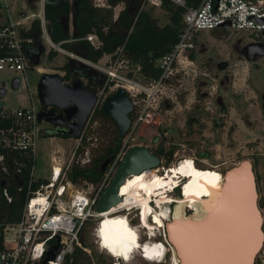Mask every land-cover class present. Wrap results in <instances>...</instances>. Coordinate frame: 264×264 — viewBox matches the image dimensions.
<instances>
[{"label":"rangeland","instance_id":"1","mask_svg":"<svg viewBox=\"0 0 264 264\" xmlns=\"http://www.w3.org/2000/svg\"><path fill=\"white\" fill-rule=\"evenodd\" d=\"M41 0H7L8 10L0 8V24L12 20H23L29 24L32 14L37 15L41 9ZM123 3L114 6V17L117 16ZM141 7L151 8L153 15L160 24L169 22L168 14L161 6L151 5L143 1ZM9 14V16H8ZM71 13L69 14V30L71 32ZM262 33H248L246 30H233L232 28L215 27L211 30H199L195 37L194 56H189L194 62L185 68L179 66L164 89L163 96L156 110V117L149 123L141 124L132 133L128 143L146 145L155 152L163 148L165 151L175 145L170 160L166 155L161 156L158 166L160 178H164L182 159H193L194 165L209 171L224 173L225 169L245 159L252 163L256 179L257 204L262 215V229L264 233V55L255 60H249L244 55V45L250 41L261 40ZM43 50L30 56L26 69V80L21 81L17 88L11 87V79L18 74L10 70H0V86L6 90L0 98V105L16 107L29 105L30 94H33L35 103H39L36 93L37 80L42 72H59L64 74L61 65L65 62L83 67L89 65L90 72L98 71L96 67L81 59V55L69 49L71 44H62L63 50H55L41 37ZM50 49L52 55H49ZM68 52H72L70 55ZM105 56L101 61H104ZM85 69V68H84ZM130 71V70H129ZM99 72V71H98ZM101 73V71H100ZM136 79H141L137 73L130 71ZM22 75V74H21ZM85 82L86 77H81ZM101 78L104 79L101 73ZM142 80V79H141ZM108 84L97 86L99 100L96 105L101 106L106 95L111 93ZM190 120V123L188 121ZM86 121V142L73 136L40 135L35 145V177L49 174L50 161L56 156L60 161H66L72 154L76 145L74 159L80 164L88 162L87 157L101 150L108 144L113 130L112 123L104 117H98L92 122ZM88 123V124H87ZM41 128L51 132L53 124L40 120ZM47 131V132H46ZM88 131V132H87ZM166 172L164 173V170ZM157 169V168H156ZM158 176V175H157ZM89 183L85 180L74 182L79 189L88 190ZM173 190L167 196L174 201L181 197L175 195ZM179 197V198H178ZM175 202L170 204L174 208ZM136 209H132L129 222L135 229H142L140 216ZM193 208L187 207L185 213H192ZM142 213V212H141ZM154 217V215H152ZM156 224V217L153 219ZM151 222V220H150ZM158 223V222H157ZM97 219H89L83 227V237L87 240L91 257L96 264H172L170 251L162 262L146 260L138 252L125 262L121 257L113 256L97 243L95 228ZM157 226H161L157 228ZM163 224L150 225L151 240H159ZM146 229V227H145ZM143 233L140 242L146 239ZM146 245L144 248H148ZM144 249V250H145ZM255 264H264V238L262 245L255 255ZM93 264V263H92Z\"/></svg>","mask_w":264,"mask_h":264},{"label":"built area","instance_id":"2","mask_svg":"<svg viewBox=\"0 0 264 264\" xmlns=\"http://www.w3.org/2000/svg\"><path fill=\"white\" fill-rule=\"evenodd\" d=\"M143 1L156 6H160L162 2V0ZM171 1L184 9L182 25L178 40L173 44L172 49L157 59L160 68L157 77L143 81L130 74V71L136 73L139 65L129 61L123 45H118L111 53H104L96 62L81 57L99 72L101 71L104 77L103 86L108 84L111 90L117 87L124 88L133 103L130 124L122 137L119 149L111 156L96 184L85 180L90 184L88 190L76 188L68 176L78 145L66 161H60L53 156L48 175L34 176L36 139L40 135H45V131L41 128L38 119L40 102L35 103L32 93L29 105L16 107L0 105V120L3 122L0 125V195L5 201L10 202L19 191L25 192V201L18 219L10 220L6 215L0 217V264H37L56 242V236L59 237L57 241L59 250L53 257L47 258L45 264H70L71 255L76 248H81L91 255L89 246L82 241L83 227L87 220L97 219L98 222L102 216V211L96 209L98 198L115 173L125 151L131 146L128 141L132 138V133L141 124L149 123L156 117V110L164 89L168 86V80L178 72L179 66L185 68L189 63L194 62L189 52L195 47L196 33L199 30L225 27L264 34V0ZM92 2L97 6L106 5V0H92ZM40 3L41 9L36 16L31 13L32 17L28 25L22 19L12 20L10 17L7 22L0 24V48L6 49L5 53L0 54V70L18 73L14 76L19 77L20 83L27 78L26 69L30 61L28 51L34 43V37L27 31L34 18L39 19L41 37L50 44L51 48L65 51L60 45L61 42L72 39L59 42L51 40L44 17V0ZM2 7L8 10L7 0H0V8ZM227 21L229 24L223 25ZM84 37L93 46L101 43L94 32H89ZM68 53L73 55L72 52ZM103 56L105 59L101 61ZM98 100L97 93L96 104ZM85 127L86 124L78 142L81 141ZM24 155L32 158L25 188L19 182L26 166V162L22 159ZM89 159L90 157L86 158L88 161ZM39 179L43 180L39 181ZM12 181L19 182L15 192H11L8 186ZM121 202L120 200L115 204L118 207L114 211L122 213L129 209V206L120 205ZM125 215L128 216L126 212ZM147 246L152 248L158 245L151 242Z\"/></svg>","mask_w":264,"mask_h":264},{"label":"water","instance_id":"3","mask_svg":"<svg viewBox=\"0 0 264 264\" xmlns=\"http://www.w3.org/2000/svg\"><path fill=\"white\" fill-rule=\"evenodd\" d=\"M68 28L69 17L65 19ZM229 21L223 25H228ZM49 29V28H48ZM47 29V30H48ZM43 48L41 47V51ZM244 55L255 60L264 55V41H250L244 45ZM20 84L18 76L11 79V87ZM41 109L39 120L52 124H64L70 136L79 138L97 101L96 90L85 85L76 77L65 83L59 72H42L36 84ZM6 90L0 86V98ZM55 105L62 111L55 113ZM133 103L122 87H117L105 96L101 110L113 118L117 125V134L122 138L130 124V111ZM264 111V106H263ZM111 156L100 164L104 169ZM161 157L148 146L133 144L127 148L115 173L104 187L98 198L96 209L104 211L120 201L118 190L125 177L133 172L159 166ZM226 189L204 218L193 219L192 213H184L183 218L172 216L164 226L165 237L175 249L181 264L194 262H233V264H255V255L260 249L264 233L262 215L257 204L256 177L252 163L248 160L225 169ZM258 213V215H257ZM58 236L56 242L47 251L46 256L37 264H45L47 258L53 257L59 250ZM82 241L86 240L82 234Z\"/></svg>","mask_w":264,"mask_h":264},{"label":"trees","instance_id":"4","mask_svg":"<svg viewBox=\"0 0 264 264\" xmlns=\"http://www.w3.org/2000/svg\"><path fill=\"white\" fill-rule=\"evenodd\" d=\"M187 1L197 2V0ZM120 3H123V6L117 16L114 17L113 8ZM142 3L143 0H106V5L97 6L93 4L92 0H44L43 10L47 29L49 28L48 34L52 41L59 42L72 38L69 41H62L60 45L71 44L70 50L93 62H96L104 53L113 52L118 45H123L129 61L134 65H139V69L136 71L137 76L146 81L159 75L160 68L157 64V59L170 51L173 44L178 40L184 9L171 0H162L160 6L168 14L169 22L160 24L158 18L153 15L151 8L141 7ZM30 5L33 7L32 0H30ZM70 13L71 32L69 31V26L67 29L65 28V19L67 16L69 17ZM27 32L34 37V43L28 51V54L32 56L41 51V47L43 48L38 18H34L31 21ZM89 32H94L98 35L101 41L100 45L93 46L84 37ZM261 41H264V34L261 37ZM52 51L53 49H50V56ZM5 52V48H0V54ZM190 56H194L193 49L190 51ZM29 62L33 64L32 60ZM70 65L69 62L61 65L65 71L61 75L65 83H69L73 76ZM83 68H85L84 76L88 78V81L84 82L85 85L94 88L97 92V86H101L104 81L101 78V73L98 71L89 73L88 69H90V66L84 65V63ZM129 115L131 116V112ZM98 117L106 118L113 125L108 144L92 154L89 161L85 164H80L78 160L73 158L68 172V176L73 182L86 180L96 184L103 172L100 169L101 162L106 157L114 155L121 145L122 138L117 134L115 121L111 116L102 112L101 106L96 105L89 116V121L92 122ZM188 123H190V120ZM2 124L3 122L0 120V125ZM45 135L70 136L65 127L59 126L53 127L51 132H47ZM87 136L88 134L84 131L81 136V143L86 142ZM174 146L172 145L167 151L159 148L155 152L160 157L166 155V161H168L172 156ZM22 159L26 162V166L19 182L25 188L29 179V167L31 166L32 158L24 155ZM19 182L12 181L9 183L8 186L11 192H15L16 185ZM175 191V195L180 196L179 188ZM24 201V190L19 191L18 195L10 202L5 201L0 195V217L6 215L7 219H18ZM71 256L70 264L93 263V258L81 248H76ZM256 261L255 257V263Z\"/></svg>","mask_w":264,"mask_h":264},{"label":"bare ground","instance_id":"5","mask_svg":"<svg viewBox=\"0 0 264 264\" xmlns=\"http://www.w3.org/2000/svg\"><path fill=\"white\" fill-rule=\"evenodd\" d=\"M190 162V163H189ZM196 165V164H195ZM192 164L191 159H182L179 164H176L174 169L164 178H160L158 174V166L148 169H143L139 172H133L127 175L119 187L121 194V203L123 206H130L129 211L136 209L141 213L140 219L147 220L148 210L150 216L154 215L158 225L165 226L166 221L170 219L171 214L174 218H183L187 207L193 208L191 216L193 219L204 218L209 211L213 209L215 203L223 195L226 189V180L224 173L217 171H209ZM157 168V169H156ZM187 171V172H186ZM187 173L190 181L181 193L180 199L175 202L174 208L170 206L174 202L172 196L167 192L166 187H171L177 182L182 173ZM158 175V176H157ZM150 194V195H149ZM155 195L158 207L149 206L147 200ZM122 196H124L122 198ZM178 197V198H179ZM207 202V203H206ZM118 206L112 205L109 209L101 212V217L98 219V224L95 228L97 243L108 253L111 249L115 254H128L129 248H121L120 243L130 240L132 245L140 242L137 229L133 228L128 221L129 215L125 212L114 211ZM129 213V212H128ZM140 216V215H139ZM153 217V219H154ZM151 222H154L151 219ZM156 227V225H154ZM157 228V227H156ZM126 246H129V242ZM172 264H181V261L175 254V249L171 246ZM134 249V248H133ZM132 251V250H131ZM166 249L160 244L152 248L145 249V259L149 261H159V256L165 255ZM120 256V257H121ZM121 259H123L121 257ZM130 258L123 259L127 262Z\"/></svg>","mask_w":264,"mask_h":264},{"label":"clouds","instance_id":"6","mask_svg":"<svg viewBox=\"0 0 264 264\" xmlns=\"http://www.w3.org/2000/svg\"><path fill=\"white\" fill-rule=\"evenodd\" d=\"M194 161V160H193ZM195 163V162H194ZM179 188V187H178ZM177 189V188H176ZM175 189V190H176ZM179 191H181L180 190V188H179ZM173 204V203H172ZM153 206H155V205H153ZM130 207V206H129ZM128 207V208H129ZM130 209H128V210H126V213L128 214V212H130L129 211ZM137 214H138V212H137ZM149 215V214H148ZM150 216V215H149ZM148 216V218H147V220L145 221V220H142L141 219V221H140V224H141V228L142 229H138L137 230V233H138V238L140 239V237H141V235H142V231H143V233H145L146 234V239L143 241V242H138V244L136 245V244H133V246H131L132 245V243H131V241L130 240H127L128 242H129V246H126V244H128L127 243V241L126 242H121L119 245H120V247L121 248H129L130 250L128 251V254H126L125 252L124 253H122L123 255L121 256V254H117L118 256L117 257H122L123 259H126V258H130V257H132L133 256V254H134V252H138L142 257H144L145 258V256H144V253H145V248H144V246L146 247V245H148L149 244V239H150V236L152 235V236H155V235H159V233L157 232V230H156V232H153V233H151L150 234V225H157V224H155V223H153V222H150V220H151V218ZM129 221V220H128ZM131 225V224H130ZM145 227H146V229H145ZM157 228H160V226H157ZM156 228V229H157ZM163 229H164V226L162 227V234H161V237H163V239H159V240H151L153 243H155V244H157L158 246H160V244L163 246V248H165L166 249V254H168V252L171 250V247L169 246V244H168V240L166 239V237H165V233H164V231H163ZM140 241V240H139ZM134 248V249H133ZM132 250V251H131ZM115 252V251H114ZM112 254V253H111ZM166 254L165 255H161V256H159L158 258H159V261H156V262H162L163 261V259H164V257H166ZM113 255V254H112ZM116 254L114 253V255L113 256H115Z\"/></svg>","mask_w":264,"mask_h":264},{"label":"flooded vegetation","instance_id":"7","mask_svg":"<svg viewBox=\"0 0 264 264\" xmlns=\"http://www.w3.org/2000/svg\"><path fill=\"white\" fill-rule=\"evenodd\" d=\"M71 65V68H72V79H71V81L74 79V78H76V77H79V78H81V77H83L84 76V73H85V69L83 68V67H81V66H78V65H74V64H72V63H70ZM88 72L89 73H92V72H90L89 70H88ZM100 73V72H99ZM84 77H86V76H84ZM87 78V77H86ZM82 79V78H81ZM86 81H88V78H87V80ZM85 81V82H86ZM263 106H264V99H263ZM51 107H54V109H55V113H59V112H61L62 111V108H58L57 106H55V105H50V106H48L47 108H45V109H48V108H51ZM50 122V121H49ZM50 123H52V122H50ZM54 125V124H53ZM65 127V128H67V126L66 125H64V124H57V125H54L53 127Z\"/></svg>","mask_w":264,"mask_h":264},{"label":"snow or ice","instance_id":"8","mask_svg":"<svg viewBox=\"0 0 264 264\" xmlns=\"http://www.w3.org/2000/svg\"><path fill=\"white\" fill-rule=\"evenodd\" d=\"M257 215H258V213H257ZM182 264H183V262H182ZM194 264H233V262H194ZM247 264H250V261H248Z\"/></svg>","mask_w":264,"mask_h":264},{"label":"crops","instance_id":"9","mask_svg":"<svg viewBox=\"0 0 264 264\" xmlns=\"http://www.w3.org/2000/svg\"><path fill=\"white\" fill-rule=\"evenodd\" d=\"M71 29H72V25H71ZM70 31V30H69Z\"/></svg>","mask_w":264,"mask_h":264}]
</instances>
